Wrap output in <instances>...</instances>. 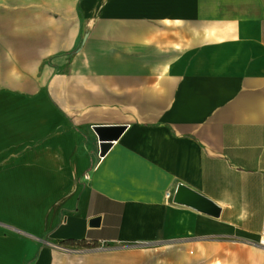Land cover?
I'll return each mask as SVG.
<instances>
[{"label":"crops","instance_id":"0c3cea01","mask_svg":"<svg viewBox=\"0 0 264 264\" xmlns=\"http://www.w3.org/2000/svg\"><path fill=\"white\" fill-rule=\"evenodd\" d=\"M78 1L69 49L83 36L85 47L62 77V111L33 132L45 140L33 152L39 163L0 177V264H120L102 255L186 235L198 251L202 236H221L222 248L246 236L258 245L264 0ZM7 4L22 8L0 0V10ZM104 35L101 56L90 38ZM95 126L125 127L105 156ZM29 174L42 185L34 195ZM179 186L220 215L176 203Z\"/></svg>","mask_w":264,"mask_h":264},{"label":"rangeland","instance_id":"374dc122","mask_svg":"<svg viewBox=\"0 0 264 264\" xmlns=\"http://www.w3.org/2000/svg\"><path fill=\"white\" fill-rule=\"evenodd\" d=\"M78 2L21 0V10H9L8 4L5 11L0 10V14H5V19L0 20V57L5 56L0 58L1 178H18L31 164L39 163L33 152L45 140H36L33 132L37 130L41 135L47 122L62 111V77L69 74L71 63L85 47L83 36L69 49L78 27L74 10ZM90 41L99 46L101 56L110 51L108 35L91 37ZM198 239L204 250L194 249L186 235L124 253L102 255V259L120 264H264V249L256 245V236H246L241 244L229 248L221 247L223 238L218 235ZM64 250L70 254L84 252Z\"/></svg>","mask_w":264,"mask_h":264},{"label":"water","instance_id":"95a60500","mask_svg":"<svg viewBox=\"0 0 264 264\" xmlns=\"http://www.w3.org/2000/svg\"><path fill=\"white\" fill-rule=\"evenodd\" d=\"M124 126H95L94 132L96 133L100 143V154L105 156L110 150L112 142L119 139L124 132ZM174 201L179 204L193 207L200 212L209 214L214 217L220 215V208L205 198L204 196L184 187L179 186L174 197ZM99 220H94L92 224H98Z\"/></svg>","mask_w":264,"mask_h":264},{"label":"bare ground","instance_id":"6f19581e","mask_svg":"<svg viewBox=\"0 0 264 264\" xmlns=\"http://www.w3.org/2000/svg\"><path fill=\"white\" fill-rule=\"evenodd\" d=\"M24 182L29 193L32 195L39 193L42 190V185L40 183H37L34 174H29L26 179H24Z\"/></svg>","mask_w":264,"mask_h":264},{"label":"built area","instance_id":"2783aa9c","mask_svg":"<svg viewBox=\"0 0 264 264\" xmlns=\"http://www.w3.org/2000/svg\"><path fill=\"white\" fill-rule=\"evenodd\" d=\"M258 245L264 249V211H263L261 237H260V242Z\"/></svg>","mask_w":264,"mask_h":264},{"label":"trees","instance_id":"16d2710c","mask_svg":"<svg viewBox=\"0 0 264 264\" xmlns=\"http://www.w3.org/2000/svg\"><path fill=\"white\" fill-rule=\"evenodd\" d=\"M63 245H68V246H75L76 243L70 242V243H63Z\"/></svg>","mask_w":264,"mask_h":264}]
</instances>
